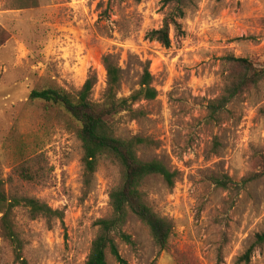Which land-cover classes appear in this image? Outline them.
I'll use <instances>...</instances> for the list:
<instances>
[{
	"label": "rangeland",
	"instance_id": "rangeland-1",
	"mask_svg": "<svg viewBox=\"0 0 264 264\" xmlns=\"http://www.w3.org/2000/svg\"><path fill=\"white\" fill-rule=\"evenodd\" d=\"M0 0V167L7 174L19 161L42 154L44 185L23 187L29 195L63 212L62 220H29L20 211L17 229L29 264H84L96 233L94 221L110 214L108 193L120 181V168L100 158L90 185L82 181L78 124L60 107L30 99L33 89L74 92L94 74L93 102L106 86L104 54L118 62V96L139 87L148 65L156 97L134 107L143 116L116 118L117 134L148 137L139 159H159L178 172L172 188L159 176L141 185L144 200L173 222L167 249L158 253L148 229L129 214L123 231L133 245L117 239L126 264H264V244L248 262L238 263L264 230V82L228 104L217 123H207L206 105L224 87L225 58L264 63V0H191L163 47L146 33L161 26L164 0H36L16 8ZM262 176L240 190L213 179L238 182ZM107 264H120L107 252ZM0 264H14L0 238Z\"/></svg>",
	"mask_w": 264,
	"mask_h": 264
},
{
	"label": "trees",
	"instance_id": "trees-1",
	"mask_svg": "<svg viewBox=\"0 0 264 264\" xmlns=\"http://www.w3.org/2000/svg\"><path fill=\"white\" fill-rule=\"evenodd\" d=\"M112 1V0H108ZM139 3L141 0H133ZM191 0H164L168 11L162 24L157 29L146 33L150 40L157 41L163 47L171 44L170 30L176 35L182 32L179 20L184 16L185 8ZM36 0H18L16 8L35 5ZM6 39V33L0 29V45ZM227 69L224 72V87L221 94L208 101L206 105V122L217 123L219 114L228 104L239 98L250 88L264 82V63H254L247 57L225 58ZM101 63L106 72V86L101 101H92L91 93L95 84L94 74H88L81 87L74 91L63 88L33 89L30 99L43 100L60 107L77 124L76 136L82 149V181L84 187L90 185L100 158L114 161L120 168V181L111 187L108 198L110 214L94 221L96 233L91 240L84 264H107L108 252L120 264H126L119 253L117 239L133 245V241L123 231L129 214L144 224L152 238L158 253L167 249L168 240L173 232V222L155 213L144 200L141 185L147 177L159 176L168 188H172L178 172L170 170L159 159L141 160L137 156L140 145L149 146L148 137L132 135L122 137L117 134L116 118L126 115L129 119L143 116V111L134 107L142 99L151 100L157 95L151 85V73L148 65L143 67L139 87L126 97L118 96L122 71L111 54H104ZM47 160L42 154L27 157L14 164L7 174L0 167V238L11 249L14 264H29L23 256L24 242L17 229V215L20 211L29 220L53 218L62 220L63 212L53 209L23 187L44 185L48 180ZM262 176L254 173L240 181L228 177L214 178L213 181L224 189L240 190L253 180ZM264 244V230L254 234L253 240L245 252L237 258L238 263L248 262L253 251Z\"/></svg>",
	"mask_w": 264,
	"mask_h": 264
}]
</instances>
